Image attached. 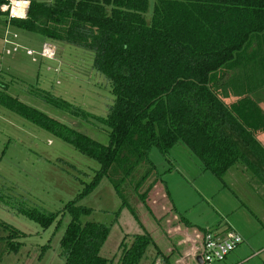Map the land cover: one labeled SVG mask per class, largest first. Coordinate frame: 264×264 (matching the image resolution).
<instances>
[{
	"label": "trees",
	"instance_id": "trees-1",
	"mask_svg": "<svg viewBox=\"0 0 264 264\" xmlns=\"http://www.w3.org/2000/svg\"><path fill=\"white\" fill-rule=\"evenodd\" d=\"M29 1L27 18L9 22L20 35L18 42L27 34L37 39L35 50L51 42L92 51L93 67L113 96L108 114L95 119L107 135L103 145L11 97L0 82L1 108L97 163L99 169L78 199L103 179L118 190L142 162H149L151 150L165 158L177 144L219 181L239 168L264 185V148L256 140L264 129V112L252 98L264 89V0H155L149 19L148 0ZM6 21L3 16L1 25ZM215 81L237 100L222 101ZM45 102L87 122L85 113L61 100L46 97ZM20 212L42 229L59 215ZM65 212L71 217L60 240L65 264H112L113 259L99 255L109 228L81 222L89 211L75 201ZM175 225L169 224L168 236L172 230L174 235ZM0 226L12 238L24 237L2 222ZM7 245L9 252L19 244ZM150 245L155 243L148 233L132 237L129 246H121L118 264H139ZM157 256L170 264L161 251L156 250Z\"/></svg>",
	"mask_w": 264,
	"mask_h": 264
},
{
	"label": "rangeland",
	"instance_id": "rangeland-1",
	"mask_svg": "<svg viewBox=\"0 0 264 264\" xmlns=\"http://www.w3.org/2000/svg\"><path fill=\"white\" fill-rule=\"evenodd\" d=\"M154 1L148 0L147 19ZM2 21L0 16V82L7 86V94L106 145L104 127L95 119L108 114L113 96L105 77L93 67V52L79 46L55 44L54 62L32 63L23 51L6 56L2 44L6 28ZM8 31L18 34L11 28ZM19 43L34 50L38 46L37 39L27 34L21 35ZM222 84L221 81L214 84L219 98L227 105L236 101V94ZM46 97L67 103L80 115L85 113L87 122L53 109L45 102ZM148 160L118 190L103 179L92 192L78 199L84 184L99 169L97 163L0 107V222L24 235L12 238L0 226L3 238L0 264H65L60 240L71 217L62 210L73 201L77 207L89 211L80 218L81 222L101 223L109 228L99 255L113 259L112 264H118L121 246H129L132 237L146 233L155 247L147 248L139 264H153L156 250L165 254L169 241L173 240L167 234L169 224L183 226L181 217L196 226L204 219L211 224L225 220L232 228H239L254 250L264 247V229L259 223L261 211L259 215L254 211L260 206L252 200L257 194V202H264V185L257 178L242 184L235 181L236 173L231 171L219 181L203 171L183 144L175 145L165 158L153 149ZM24 209L59 215L47 229H42L21 214ZM206 223L203 227H207ZM9 241L18 243V248L7 252ZM259 260L255 258L246 264H259ZM185 264H195V260Z\"/></svg>",
	"mask_w": 264,
	"mask_h": 264
},
{
	"label": "crops",
	"instance_id": "crops-1",
	"mask_svg": "<svg viewBox=\"0 0 264 264\" xmlns=\"http://www.w3.org/2000/svg\"><path fill=\"white\" fill-rule=\"evenodd\" d=\"M252 98L264 112V89L252 95ZM256 140L264 148V129L256 134ZM234 172L236 173V175L233 176L235 181L241 182L242 184L251 182L252 179L247 175V173L243 169L237 168L234 170ZM229 173L232 172L230 171ZM257 198H258L257 194H255V196H252V200L254 199L255 203L260 206L258 210H254V211L257 215H259L258 213H260L261 211L259 223L262 226V229H264V204H263L264 202L261 203L257 202ZM185 219L181 217V221L185 222L188 229L180 225L178 226L175 225L176 228L174 229V235H173V230L169 234L172 235L173 240L172 242L169 241L168 248H166L167 251L164 254V257H168L170 264H185V263H189L193 259L195 260V264H198L196 261V257H197L196 253L195 252L192 253V248L199 247L201 237L205 228H209L217 232H225L227 230H232L240 235V237L242 238V243L244 244V246L240 244L233 252H231L225 258L224 261L211 263V264H246L249 263L250 261H253L255 258L260 259L259 264H264V247L254 250L252 243L248 240L245 241L246 239L244 238V236L240 234L239 228L238 229L237 227H235L236 229L232 228V226H230L227 222H225V220H223L222 223L220 221H214V224H211L207 219H204L200 222L199 226L198 225L196 226L190 223L187 219L186 220ZM205 223L208 224L205 225L207 227H203V224ZM170 246L171 248H169ZM261 255H263L262 258L260 257ZM153 264H166V263L164 262L162 256L160 257L157 256L155 257Z\"/></svg>",
	"mask_w": 264,
	"mask_h": 264
},
{
	"label": "built area",
	"instance_id": "built-area-1",
	"mask_svg": "<svg viewBox=\"0 0 264 264\" xmlns=\"http://www.w3.org/2000/svg\"><path fill=\"white\" fill-rule=\"evenodd\" d=\"M30 8L29 0H0V14L6 17V30L2 38L4 53L6 56H13L23 51L25 56L36 63L39 59L47 62H54L57 57V47L51 42H45L39 50L23 47L18 42V35L10 33L9 22L11 19H26ZM169 233H171L169 231ZM240 244L242 238L232 230L217 232L209 228L203 231L199 247H193L192 253L200 258V264H211L222 262ZM196 257V258H197Z\"/></svg>",
	"mask_w": 264,
	"mask_h": 264
},
{
	"label": "water",
	"instance_id": "water-1",
	"mask_svg": "<svg viewBox=\"0 0 264 264\" xmlns=\"http://www.w3.org/2000/svg\"><path fill=\"white\" fill-rule=\"evenodd\" d=\"M196 261L198 264H200V262H201L199 257L196 258Z\"/></svg>",
	"mask_w": 264,
	"mask_h": 264
}]
</instances>
